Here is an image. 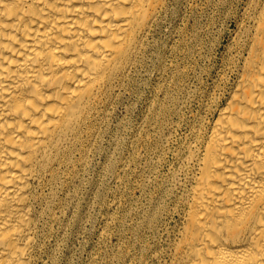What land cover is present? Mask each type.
<instances>
[{
    "label": "bare ground",
    "instance_id": "obj_1",
    "mask_svg": "<svg viewBox=\"0 0 264 264\" xmlns=\"http://www.w3.org/2000/svg\"><path fill=\"white\" fill-rule=\"evenodd\" d=\"M168 0H0V264H35L39 188L93 133ZM234 36L230 87L179 154L168 264H264V0Z\"/></svg>",
    "mask_w": 264,
    "mask_h": 264
},
{
    "label": "rangeland",
    "instance_id": "obj_2",
    "mask_svg": "<svg viewBox=\"0 0 264 264\" xmlns=\"http://www.w3.org/2000/svg\"><path fill=\"white\" fill-rule=\"evenodd\" d=\"M249 0H168L93 133L39 188L35 264H168L184 210L179 154L232 80Z\"/></svg>",
    "mask_w": 264,
    "mask_h": 264
}]
</instances>
